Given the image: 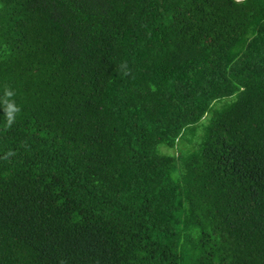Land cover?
I'll return each instance as SVG.
<instances>
[{
  "label": "trees",
  "instance_id": "obj_1",
  "mask_svg": "<svg viewBox=\"0 0 264 264\" xmlns=\"http://www.w3.org/2000/svg\"><path fill=\"white\" fill-rule=\"evenodd\" d=\"M0 264H264V0H0Z\"/></svg>",
  "mask_w": 264,
  "mask_h": 264
}]
</instances>
